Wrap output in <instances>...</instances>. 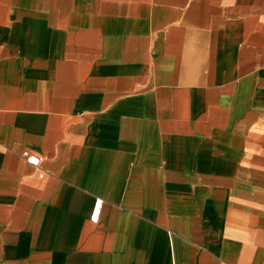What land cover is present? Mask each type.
<instances>
[{
	"label": "crops",
	"instance_id": "crops-1",
	"mask_svg": "<svg viewBox=\"0 0 264 264\" xmlns=\"http://www.w3.org/2000/svg\"><path fill=\"white\" fill-rule=\"evenodd\" d=\"M0 264H264V0H0Z\"/></svg>",
	"mask_w": 264,
	"mask_h": 264
},
{
	"label": "built area",
	"instance_id": "built-area-1",
	"mask_svg": "<svg viewBox=\"0 0 264 264\" xmlns=\"http://www.w3.org/2000/svg\"><path fill=\"white\" fill-rule=\"evenodd\" d=\"M23 156L27 159V161L33 165V166H38L41 162V159L38 158L37 156H34V155H31L30 153L28 152H25L23 154ZM101 208H102V202L101 201H97L96 202V205H95V209H94V215L92 217V219L94 221H96L101 213Z\"/></svg>",
	"mask_w": 264,
	"mask_h": 264
}]
</instances>
